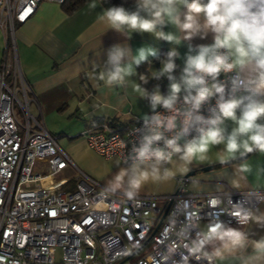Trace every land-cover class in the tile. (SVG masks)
Here are the masks:
<instances>
[{
    "label": "built area",
    "instance_id": "obj_1",
    "mask_svg": "<svg viewBox=\"0 0 264 264\" xmlns=\"http://www.w3.org/2000/svg\"><path fill=\"white\" fill-rule=\"evenodd\" d=\"M43 1L64 0H0L5 40L0 61V264H208L188 255L186 245L195 235L189 226L203 229L216 218L245 226L249 221L238 222L233 211L242 207L253 213L264 200V189L223 185L209 193L190 192L188 177L181 175L171 193L137 194L130 200L80 170L40 115L31 113L30 89L14 50L16 25ZM231 75L222 73L219 79ZM215 102L205 103L201 114L209 115ZM156 111L164 113L161 107ZM142 120L101 121L79 136L103 158L129 163ZM66 168L73 176L57 177Z\"/></svg>",
    "mask_w": 264,
    "mask_h": 264
},
{
    "label": "clouds",
    "instance_id": "obj_2",
    "mask_svg": "<svg viewBox=\"0 0 264 264\" xmlns=\"http://www.w3.org/2000/svg\"><path fill=\"white\" fill-rule=\"evenodd\" d=\"M98 19L129 38L133 32L148 33L172 45L201 34L211 33L213 38L210 44L189 43L179 75L175 74V60L180 56L176 47L163 59L159 49L149 44L133 50L117 43L107 50L103 70L96 74L107 87L124 86L150 57L161 61L152 78L169 81L166 94L158 85L151 92L136 86L141 98L148 100L151 114L144 116L142 127L136 130L138 139L132 145L128 166L115 174L108 191L121 190L134 199L146 182L175 175L166 167L173 157L188 165L194 159L205 160L217 145H223L218 157L221 164L252 152L264 153V0H135L134 10L112 6L103 9ZM169 25L182 36L165 31ZM222 73L232 75L221 81ZM212 98L216 102L208 109L209 115L201 114L202 106ZM158 107L164 113L156 111ZM161 141L163 146L158 143ZM250 170L249 165H240L241 172ZM210 204L215 206L216 199ZM232 215L238 222L264 223V216L242 207ZM189 227L195 229L186 245L189 256L213 264L248 253L250 247L251 253L241 256V264H264V237L250 239L249 233L218 218L203 229Z\"/></svg>",
    "mask_w": 264,
    "mask_h": 264
},
{
    "label": "crops",
    "instance_id": "obj_3",
    "mask_svg": "<svg viewBox=\"0 0 264 264\" xmlns=\"http://www.w3.org/2000/svg\"><path fill=\"white\" fill-rule=\"evenodd\" d=\"M93 3L95 8L91 7ZM112 6L110 0H87L73 13L67 14L60 3L43 1L24 23L17 26L13 36L17 63L30 89L28 95L34 108V112L30 109L31 113L40 115L46 128L57 135L58 144L80 170L107 187L115 174L127 167L128 163L116 157L109 158L112 159L110 162L89 149L85 139L79 136L81 131L101 121L128 123L136 118H144L151 109L148 100L141 98V93L137 92L136 86L142 85L148 90L144 79H148L149 83L158 82L162 87L163 81L167 80L166 77L159 80L152 78L161 67L160 59L154 58L144 67L139 66L136 75L129 78L124 86L107 87L96 78V74L103 70L107 50L117 43L127 44L133 50L142 44H149L159 49L163 59L167 51L176 47L180 56L175 60V74L179 75L189 43L193 46L210 44L213 39L211 33L201 34L190 41L182 40L179 45H172L156 40L148 33L133 32L129 38L108 29L106 23L98 19L103 9ZM122 6L134 10L135 0ZM164 30L182 36L170 25ZM2 36L0 28V61L5 52ZM231 126V122H228L229 130ZM243 164L249 165L251 170L241 172L240 165ZM166 167L173 171L175 169V175L170 178V187H165L163 180H150L143 184L138 194L171 193L176 177L181 175L188 177L185 187L190 192L209 193L223 185L234 189H264V153L260 152L249 153L243 159L237 158L225 164H221L219 159L210 160L198 170L194 169V163L185 165L173 157V163ZM255 206L253 213L264 216V200ZM230 226L249 233L250 239L264 237V223L255 220L245 226ZM247 252L228 256L223 261L215 260L214 264H241V256L251 253L250 247Z\"/></svg>",
    "mask_w": 264,
    "mask_h": 264
},
{
    "label": "rangeland",
    "instance_id": "obj_4",
    "mask_svg": "<svg viewBox=\"0 0 264 264\" xmlns=\"http://www.w3.org/2000/svg\"><path fill=\"white\" fill-rule=\"evenodd\" d=\"M152 70V69H151ZM155 71V70H154ZM150 81H148L146 83V85L148 86V91L151 92L154 87H156L157 85L159 86V89L162 92H166L167 93V90H168V84H169V81L166 80V81H163V87L160 86L158 84V82H151L149 83ZM164 89V90H163ZM143 106H144V103H143ZM30 109L32 112H34V108H33V105H31L30 103ZM20 110L18 109V107L16 106V114L18 116V118L20 119L21 122H23V116L21 113H19ZM137 119H140V118H137ZM62 135H65V134H62ZM223 148L222 145H217V146H213L211 148V150L208 152L207 154V158L205 160H199V159H194L191 163L193 165L194 163V169H199L201 167V165H203V163L207 162V161H210V160H215V159H218V155H219V151ZM109 159V158H108ZM112 159H109V161L111 162ZM183 162V161H182ZM175 171V169H174ZM73 171L69 168H66L65 170H63V172L61 174H58L57 177H72L73 175ZM163 180V179H162ZM164 181V186L165 187H170V182L171 180L170 179H167V180H163ZM172 191V190H171ZM153 192H159V191H156L154 190Z\"/></svg>",
    "mask_w": 264,
    "mask_h": 264
},
{
    "label": "trees",
    "instance_id": "obj_5",
    "mask_svg": "<svg viewBox=\"0 0 264 264\" xmlns=\"http://www.w3.org/2000/svg\"><path fill=\"white\" fill-rule=\"evenodd\" d=\"M87 0H64L61 3L62 6V10H64L67 14H71L73 13L75 10H77V8H79L80 6H82ZM111 3L114 6H120V5H125L127 3L132 2L133 0H110ZM19 24L16 25V28ZM154 58H149V60H152ZM146 63H142L140 66H145Z\"/></svg>",
    "mask_w": 264,
    "mask_h": 264
},
{
    "label": "water",
    "instance_id": "obj_6",
    "mask_svg": "<svg viewBox=\"0 0 264 264\" xmlns=\"http://www.w3.org/2000/svg\"><path fill=\"white\" fill-rule=\"evenodd\" d=\"M246 156H247V155H246ZM246 156H245V157H246ZM245 157H244V158H245ZM239 159H241V158H239ZM242 159H243V158H242ZM228 163H229V162H228ZM210 167H211V166H208V168H210ZM157 226H158V225H157ZM157 226L154 228V230L152 231V233H151V234H153V233L155 232V230H156ZM151 234H150V235H151Z\"/></svg>",
    "mask_w": 264,
    "mask_h": 264
}]
</instances>
